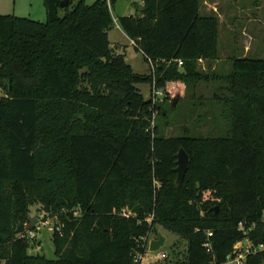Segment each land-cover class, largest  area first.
<instances>
[{"label": "trees", "instance_id": "16d2710c", "mask_svg": "<svg viewBox=\"0 0 264 264\" xmlns=\"http://www.w3.org/2000/svg\"><path fill=\"white\" fill-rule=\"evenodd\" d=\"M64 1L44 0L45 23L0 15V264H136L160 228L187 244L174 264H221L240 241L264 245V59L207 74L219 16L202 15L201 0H126L143 6L118 20L150 65L138 74L111 45L119 0ZM210 81L204 118L223 121L222 135L163 136L155 119L171 89ZM142 84L167 97L146 101ZM181 149L190 163L178 185ZM38 205L58 219L56 259L29 254ZM246 264H264V249Z\"/></svg>", "mask_w": 264, "mask_h": 264}, {"label": "rangeland", "instance_id": "374dc122", "mask_svg": "<svg viewBox=\"0 0 264 264\" xmlns=\"http://www.w3.org/2000/svg\"><path fill=\"white\" fill-rule=\"evenodd\" d=\"M95 1L86 0L88 4H93ZM201 2V14L219 16L221 23L220 58L217 61H201L200 68L205 73L212 75L216 72L219 74L230 72L234 58L264 59V0H201ZM137 12L138 8H133L130 1L119 0L115 4L113 10L115 28L110 32V41L118 53L125 55L127 62L131 64L135 72L144 75L150 72V65L135 45L117 28L120 17L129 14L134 15ZM0 15H15L42 23L47 21L44 0H0ZM178 85L171 89L168 101L163 106L166 113L162 116L157 115L155 119V123L163 136L177 138L193 136L197 133L208 135L210 130L224 125L223 121L219 126L214 124L215 121L211 116L204 118L205 113L211 107L209 101L214 98L215 88L219 83L214 81L201 82L192 84L191 88H186L183 84ZM138 88L146 101L152 98L151 93L153 92L149 85L142 84ZM166 97L164 92V95L158 97L156 102L162 103ZM219 130L215 128L214 133H212L213 136H221ZM187 132L190 134L188 135ZM31 211L32 218H37L35 227H37L38 232L29 254L56 259L52 237L58 219L45 212L40 205L32 207ZM41 224H45V226ZM159 232H162L167 238L165 247L160 252L150 253L149 242L156 239L154 236L150 237L147 253L141 263L174 264L175 248L179 254V259L182 261L186 242L161 228ZM161 254H166L167 258L160 260Z\"/></svg>", "mask_w": 264, "mask_h": 264}, {"label": "built area", "instance_id": "2783aa9c", "mask_svg": "<svg viewBox=\"0 0 264 264\" xmlns=\"http://www.w3.org/2000/svg\"><path fill=\"white\" fill-rule=\"evenodd\" d=\"M179 65L182 66L183 63L180 62ZM152 92H153L152 98L154 101H157L158 97H162L164 95V91L157 89L156 86H154L152 88ZM125 215H127V214H125ZM41 225L45 226V224H41ZM54 229H55V226H54ZM239 229L241 231H244V225L242 223L240 224ZM58 230L60 231V228H58ZM37 232H38L37 229L34 231H30L27 234V237L30 238L31 240H35V236L37 235ZM212 237H213V233L208 232V242L205 244V248L209 252L212 251V248H213V245L211 242ZM149 239H150V237L145 239L144 247H148V242L150 241ZM263 249H264V245H254L248 239H246L244 241H240L234 246L232 252L228 255L226 261L224 263H221V264H246L250 256L257 254L258 252L262 251ZM144 255L142 253H138L137 257L135 259V263L136 264H142L141 260L144 259ZM166 258H167L166 254H161L160 260H165ZM212 264H218V263L213 262Z\"/></svg>", "mask_w": 264, "mask_h": 264}, {"label": "water", "instance_id": "95a60500", "mask_svg": "<svg viewBox=\"0 0 264 264\" xmlns=\"http://www.w3.org/2000/svg\"><path fill=\"white\" fill-rule=\"evenodd\" d=\"M67 4H68V0H65L62 3V7H65ZM142 10H143V6L140 7V11ZM174 107H175V103H174ZM189 163H190V156L184 149H181L177 154V168L175 170L176 173L178 174V179H177L178 185L183 184L186 174L188 172ZM29 220L31 222L32 228H35V223L37 222V218H32L30 216ZM166 242H167V238L163 235L162 232H159L158 237L149 242V251L151 253L160 252L161 249L165 247Z\"/></svg>", "mask_w": 264, "mask_h": 264}, {"label": "crops", "instance_id": "0c3cea01", "mask_svg": "<svg viewBox=\"0 0 264 264\" xmlns=\"http://www.w3.org/2000/svg\"><path fill=\"white\" fill-rule=\"evenodd\" d=\"M97 1V0H96ZM131 4H132V7L133 8H138V10L140 9V7L142 6V4L141 3H138V2H130ZM130 11V10H129ZM129 15H131V14H129ZM117 28H119L122 32H123V30L121 29V27H120V25L118 24V22H117ZM123 34H124V36L126 37V38H128L127 37V35L123 32ZM109 36H110V33H109ZM129 39V38H128ZM130 40V39H129ZM131 41V40H130ZM131 43L133 44V41H131ZM151 90H152V88H151ZM152 94V93H151ZM32 217V216H31Z\"/></svg>", "mask_w": 264, "mask_h": 264}]
</instances>
